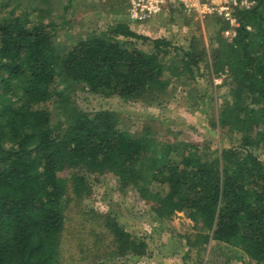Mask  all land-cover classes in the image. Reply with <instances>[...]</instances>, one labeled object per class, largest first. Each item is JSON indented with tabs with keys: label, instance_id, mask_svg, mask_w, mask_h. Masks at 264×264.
Listing matches in <instances>:
<instances>
[{
	"label": "trees",
	"instance_id": "1",
	"mask_svg": "<svg viewBox=\"0 0 264 264\" xmlns=\"http://www.w3.org/2000/svg\"><path fill=\"white\" fill-rule=\"evenodd\" d=\"M254 1L238 11L232 39L219 19L207 25L208 42L195 25L199 35L187 49L116 22L66 50L54 18L45 23L32 17L38 7L0 0V264H61L68 191L88 196V177L106 173L152 205L157 219L185 213L202 245L212 240L245 264H264V0ZM66 2L65 11L74 0ZM202 70L225 77L228 96L210 118L212 129L237 142L224 150L211 147L212 132L203 144L162 141L149 126L132 133L117 113L81 111L60 89L70 82L107 98L160 104L177 81L194 83ZM50 104L64 120H55ZM105 218L115 255H146L143 239Z\"/></svg>",
	"mask_w": 264,
	"mask_h": 264
},
{
	"label": "rangeland",
	"instance_id": "2",
	"mask_svg": "<svg viewBox=\"0 0 264 264\" xmlns=\"http://www.w3.org/2000/svg\"><path fill=\"white\" fill-rule=\"evenodd\" d=\"M13 1L21 10L38 7V14L34 13L32 17L41 16L45 23L54 18L59 24L58 42L66 50L81 38L116 22H126L143 36L164 38L184 49H187L192 36L199 35L197 24L176 11L168 12L147 25L133 24L128 16V0H74L73 7L66 11L63 10L66 0ZM201 31L208 42L213 35L212 29ZM179 56L178 53L172 54L171 59L176 60ZM201 75L203 77L194 83L185 78L177 81L160 104L107 98L70 82H61L60 89L67 91L73 105L81 111L117 113L121 127L132 133L149 126L159 140L203 144L212 132L216 140L211 147L224 150L237 142L230 136H220L219 130L212 129L210 118L218 114L228 96L226 85L224 87L225 77L205 70ZM50 109L56 121L64 120L57 104H50ZM70 175L68 172L62 177L69 180ZM88 181L90 195L76 197L71 188L67 194L66 222L60 246L61 264H245L249 261L239 259L238 251L227 245L212 240L202 245L199 226L185 213H177L167 220L157 219L152 205L134 189H123L111 173L89 176ZM105 217L116 219L127 232L143 239L147 245L146 255H115L113 237L105 227Z\"/></svg>",
	"mask_w": 264,
	"mask_h": 264
},
{
	"label": "built area",
	"instance_id": "3",
	"mask_svg": "<svg viewBox=\"0 0 264 264\" xmlns=\"http://www.w3.org/2000/svg\"><path fill=\"white\" fill-rule=\"evenodd\" d=\"M256 6L254 0H128V16L133 24L147 25L172 8L194 21L201 30L219 19L227 24L224 35L234 38L240 27L238 11H249Z\"/></svg>",
	"mask_w": 264,
	"mask_h": 264
}]
</instances>
